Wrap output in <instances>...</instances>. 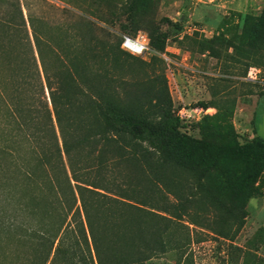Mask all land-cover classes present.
Instances as JSON below:
<instances>
[{"label":"trees","instance_id":"obj_1","mask_svg":"<svg viewBox=\"0 0 264 264\" xmlns=\"http://www.w3.org/2000/svg\"><path fill=\"white\" fill-rule=\"evenodd\" d=\"M153 1L95 0L70 36L40 31L35 21L45 22L29 17L32 42L22 11L16 30L5 25L11 40L0 51L9 58L17 42L21 61L7 64L15 72L9 87L0 79V239L15 243L4 250L23 261L146 264L178 241L168 223L202 219L227 238L260 194L264 137L235 143L228 116L218 114L194 122L207 137L186 130L165 73L153 69L174 26L169 18L161 26ZM141 28L155 51L148 60L121 48L122 35ZM198 37L178 43L254 62L264 45V3L245 15L237 39Z\"/></svg>","mask_w":264,"mask_h":264},{"label":"rangeland","instance_id":"obj_2","mask_svg":"<svg viewBox=\"0 0 264 264\" xmlns=\"http://www.w3.org/2000/svg\"><path fill=\"white\" fill-rule=\"evenodd\" d=\"M94 1L0 0V46L9 44L11 40V37L3 31L6 26L14 31L20 25L17 11L23 12L30 37L32 35L29 17L45 22L35 21L40 31L55 35L58 29L62 28L66 31V35L70 36L79 28L78 15L89 9ZM153 2L155 16L157 20L160 19L161 26L164 28L168 26L166 18L171 19L174 24L168 26L170 34L165 52L158 54L164 62L156 64L153 69L155 72L162 70L165 73L177 112L183 110L188 112L187 114H193L184 121L188 125L186 129L188 133L198 138L207 137L201 134L194 123L203 113L198 107L199 103L206 101L207 113L228 116L236 132L235 143H244L246 139H251L255 135L264 137V45L258 46L259 53L253 62L239 55L238 59L230 58L224 53L220 58L210 56L206 52H201L198 43L191 40H186L183 44L178 43L183 35H190L193 32H198L199 40L200 37L210 39L216 33H224L231 39H237L245 15H258L264 0H154ZM177 23L182 27L180 32L175 30ZM141 30L147 33L146 28ZM127 35L134 36L135 33L131 31ZM31 40L33 42L32 37ZM66 40L72 42L70 37ZM49 42L50 45L56 46L53 40ZM16 45L17 42L9 58L0 51V68H4L0 70V79L3 81L5 78L8 87L15 72L9 70L7 64L17 66L18 61H21L15 54L18 50ZM17 46L19 48V45ZM148 46L149 49L141 55L145 60L155 53L149 41ZM245 63L251 66L247 68L245 75H242ZM147 70L150 71L151 68L148 67ZM250 73L253 75L251 78ZM136 75L144 74L137 72ZM258 186L260 194L248 201L245 223L236 233L233 226L229 236L222 237L212 232V228H208L207 224H201L202 219L199 224L189 223L191 220L188 218L184 221L168 223L169 230L178 241L172 249L148 259L146 264H264V171L258 179ZM147 224L152 226L150 219H147ZM212 226L213 223L209 227ZM6 245L14 246L15 243L0 239V264H23V262L30 264L27 260L23 261V253H16L14 248L5 251ZM28 251L29 254L32 252V250Z\"/></svg>","mask_w":264,"mask_h":264},{"label":"built area","instance_id":"obj_3","mask_svg":"<svg viewBox=\"0 0 264 264\" xmlns=\"http://www.w3.org/2000/svg\"><path fill=\"white\" fill-rule=\"evenodd\" d=\"M148 41H149V39H148L147 33L140 29L135 33L134 36H129L127 34H123L122 40H121V48L123 50L133 54V55L141 56L149 49ZM249 77L250 78L253 77L252 73L249 74ZM198 107H200V106H198ZM200 108H201V111H203V113L195 121H198L204 115L209 114L206 112V109H208V108H206V109H204L202 107H200ZM192 110L194 111V109H192ZM200 112H198V113H200ZM187 113L188 112H186V111L184 112L183 110H180L178 112V115L182 120L187 121L186 119H189L193 115V114H187ZM209 115H212V114H209Z\"/></svg>","mask_w":264,"mask_h":264}]
</instances>
